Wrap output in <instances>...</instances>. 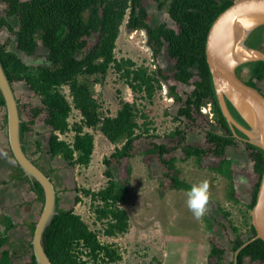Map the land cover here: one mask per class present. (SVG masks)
Returning a JSON list of instances; mask_svg holds the SVG:
<instances>
[{
	"label": "trees",
	"instance_id": "16d2710c",
	"mask_svg": "<svg viewBox=\"0 0 264 264\" xmlns=\"http://www.w3.org/2000/svg\"><path fill=\"white\" fill-rule=\"evenodd\" d=\"M2 1L5 5L3 14H0V28H7L15 36L17 50L34 55L39 40L47 50L46 60L32 65L26 63L17 52L7 49L6 43H0V61L9 81L12 84L25 81L40 96L45 107V121L51 127L48 153L72 166H88L95 150L96 133H101L115 147L111 155L103 159L107 165L105 184L97 190L75 187V203L81 200V193L90 198L95 226L91 227L73 208L59 207L57 195V213L43 236L45 251L53 264H116L122 260L120 250L113 243L103 241L101 235L116 237L127 232L130 214L123 206L128 187L119 184L110 165L113 161L120 164L124 158L133 156L136 140L145 135L152 138L144 150L145 154L158 156L165 176L174 188L187 187L186 180L180 176L178 159L173 155L165 157L177 147H181L184 153L182 159L194 156L197 164L201 163L202 157L212 153L219 159L216 169L220 172L230 164L224 157L225 147L236 144L239 138L233 134L220 108L205 46L212 22L234 0H153L158 10L167 12L177 29L169 27L166 22L151 25L144 0ZM11 18L17 20V28ZM124 23L129 30L146 31L147 43L154 57L166 45L168 55L176 61L175 71L168 74L160 66L152 67L146 62L139 64L130 57L118 58L117 40ZM91 35L95 36V40L90 44ZM246 44L264 49V24L249 34ZM243 66L250 70L245 81L258 87V81L264 79V61L240 65L236 70L240 76ZM110 72L132 94L129 100L119 98L114 110L107 107L106 98H100L96 92L98 86L105 84ZM195 76L198 78L192 80ZM171 77L194 85L185 99L177 93L175 85L169 86V95L181 102L175 119L181 116L194 122L197 115H203L201 107L211 103L214 113L212 123L220 126L224 132H216L212 124L213 127L207 132L208 146L184 143V128L179 126L170 132L176 145L156 140L159 136L152 131V122L143 112V107L154 103L156 94L162 89V82ZM227 103L236 119L247 125L232 104L229 101ZM0 107L5 108L1 91ZM73 108L79 110L80 118L70 122ZM34 112L38 110L34 109ZM4 120L7 121L6 114ZM237 132L241 137H246L240 130ZM23 137L21 124V140ZM36 144L39 150L40 142ZM246 144L257 174L256 189L244 220L247 229L253 233L252 238L255 228L250 212L264 170V150L251 143ZM23 148L25 150V146ZM16 170L18 172L12 178L28 180L38 200L43 203L44 193L40 183L31 182L27 176H23L18 164ZM231 196L235 197L234 191ZM219 210L227 221V224H223L229 225L236 233V251L246 240L241 237L240 227L229 217L230 212L220 206ZM35 223L33 221L30 224L32 233ZM95 223L101 226L97 227ZM0 224H4V229L0 231V264H11L10 249L5 245L9 240V229L16 224L9 215H3ZM208 256L220 260L219 249L214 243L210 245ZM30 258V263L36 264L34 253ZM234 258L228 264H234ZM245 258L251 262L264 261V241L261 238L252 240L238 251L237 264H245Z\"/></svg>",
	"mask_w": 264,
	"mask_h": 264
},
{
	"label": "rangeland",
	"instance_id": "374dc122",
	"mask_svg": "<svg viewBox=\"0 0 264 264\" xmlns=\"http://www.w3.org/2000/svg\"><path fill=\"white\" fill-rule=\"evenodd\" d=\"M143 4L148 11V21L151 25L166 22L171 28L177 29L176 23L167 12L157 9L155 1L144 0ZM4 5L0 0V14H3ZM10 20L17 28V20L15 18ZM94 40V35L89 36L90 44ZM0 43H6L7 49L17 52L26 63L37 65L45 61L47 50L40 40L35 54L30 57L17 50L15 36L5 27L0 28ZM165 46L154 57L147 43L146 31L129 30L124 23L117 40L116 56L118 58L130 57L139 64L146 62L152 67L160 66L164 72L171 74L175 71V61L169 57ZM241 76H244L242 69ZM197 78L195 76L192 80ZM245 78L243 77L244 80ZM115 79L116 76L110 72L105 84L96 88L97 96L106 98V105L112 110L115 109L119 98L129 100L132 97L127 87ZM170 85L176 86L177 93L183 99L194 88L193 84H185L171 77L168 81L162 82V89L156 94L154 103L143 107V112L152 122V131L159 136L156 140L168 145H176V140L171 139L170 132L176 126L182 127L187 122L184 142L205 144L206 134L201 137L202 132L205 133V130L213 127V121L207 115H197V120L194 122L181 116L175 119L181 102L169 95ZM13 88L19 102L21 124L25 130L23 141L29 155L53 177L59 196V207L73 208L91 227L95 226L90 198L81 193V200L75 203V187L97 190L105 184L107 178L104 172L107 165L103 159L111 155L115 148L114 145L98 132L95 134L94 154L88 166H72L61 158L54 157L48 153V137L51 127L45 121L46 110L40 96L31 90L25 81L14 82ZM34 109L38 112L35 113ZM4 117L5 108L0 107V213L9 212L18 222L26 223L34 216L36 220L41 209L35 208L36 195L31 188L24 187V180L10 179V175L16 171V164L10 152H6L8 139ZM79 118V110L73 109L70 122ZM182 118L186 121L181 123ZM151 139L148 135L140 137L135 142L133 156L124 158L120 164L113 161L110 165L119 184H125L128 187L123 206L130 214V228L127 232L116 237L101 235L103 241L113 243L120 250L122 260L116 264H228L235 254L236 233L229 225L223 224V222L227 224V221L215 205L207 207L203 218L197 220L186 203L187 191L191 185L198 183L199 177L201 180L205 178L210 181L207 175L209 173L195 169L197 165L193 160L194 157L181 159L184 153L180 148H176L165 157L173 155L178 159L180 176L186 179L187 187H172L170 180L165 176V169L158 156L145 154L144 150ZM36 142H40L39 150L36 149ZM25 189L30 191L26 192ZM217 198H219L220 206L231 213L230 218L233 223L240 227L239 232L242 239L248 240L253 233L244 223L247 211L244 205L234 203L225 198L224 194L219 193ZM95 224L97 227L101 226L100 223ZM24 233L26 232L23 228H17L10 243L16 251V257L20 258L19 261L22 263L27 255L23 247L26 243L28 245V238ZM212 243L219 249L220 260L208 256ZM260 263L259 261L251 262L249 258H245V264Z\"/></svg>",
	"mask_w": 264,
	"mask_h": 264
},
{
	"label": "water",
	"instance_id": "95a60500",
	"mask_svg": "<svg viewBox=\"0 0 264 264\" xmlns=\"http://www.w3.org/2000/svg\"><path fill=\"white\" fill-rule=\"evenodd\" d=\"M263 24L264 0H234L212 22L207 34L205 52L220 108L233 134L264 150V92L248 84L236 71L240 65L247 62L264 61V49L246 44L249 34ZM0 91L5 102L8 142L13 157L23 170V175L31 182H39L44 193L42 209L32 235V252L36 264H53L45 251L43 236L46 227L57 213V187L52 176L23 148L19 102L1 61ZM227 101L247 125L236 119ZM237 130L243 132L246 137H241ZM251 221L255 235L235 251L234 264H237V253L243 246L256 238L264 241V170L256 201L251 209Z\"/></svg>",
	"mask_w": 264,
	"mask_h": 264
},
{
	"label": "crops",
	"instance_id": "0c3cea01",
	"mask_svg": "<svg viewBox=\"0 0 264 264\" xmlns=\"http://www.w3.org/2000/svg\"><path fill=\"white\" fill-rule=\"evenodd\" d=\"M175 67H176V65H175ZM249 71H250L249 67L243 66L242 72H243L244 76H242V77L248 78ZM247 78H245V79H247ZM258 87L264 92V79L261 81H258ZM172 97L173 96H171V98ZM184 121H186V120L183 119V121H180V122L182 123ZM4 122H5V120H4ZM186 123L187 122H185L182 127L179 126L180 128H184V132H185V129L187 127ZM5 124H6V122H5ZM214 127H215L216 132H224V130L220 126H218L217 124H214ZM208 130L209 129L205 130L204 131L205 133L202 132V135H201V137H203L204 134H206L205 144H198V145L195 143H187V144H195L196 146H204V147L208 146V141H207ZM24 132H25V130H24ZM7 139H8V133H7ZM185 139H186V132H185ZM22 142H23V146H25L26 152L28 153V149H27L23 140H22ZM246 143L247 142L245 140H242L241 138H239V140L237 141L236 144L227 145L225 147L224 157L230 161V164L225 167V170L223 172H220L216 169L218 167L219 159L216 156H214L212 153H209V154L205 155L204 157H202L200 164H197L196 161H194L195 164L197 165L195 167V169H197L201 172L202 171L206 172V174L209 173L207 175H209V177H210V178L209 177L208 178L210 180L209 185H210V194L211 195H210L209 204L207 205V207H209L210 205H215L217 210L219 212H221L219 210V206H220L219 198H217L218 194L220 193V194H224L225 198L232 200L234 203H242V205H244V207H245V211L248 209L247 206L252 201L253 193L256 189L257 174L254 170V161L251 159V156H250V149L247 147ZM177 148L181 149V147H177ZM36 149H37V144H36ZM6 152L7 153L10 152V154L13 157V154H12L10 147H9V142H8ZM12 159L15 161L14 157ZM195 159L196 158L194 157L193 160H195ZM15 164L17 165L16 161H15ZM17 172L18 171L16 170L14 173H12L10 175V179H14V180H18V181L24 180L25 181L24 187L27 186V188L28 187L31 188V184L28 180L12 178V175L17 174ZM198 180L201 181V177H199ZM202 180H205V178H203ZM4 181L7 182V180H4ZM222 189H223V192H221ZM25 190H26V192L30 191V190L27 191V189H25ZM31 190H32V188H31ZM233 191H234L235 197L231 196V192H233ZM35 195H36V193H35ZM35 201H36V204L34 203L35 208L36 209H42V202L40 200H38L37 196H36ZM220 207H222V206H220ZM245 214H247V211ZM3 215H9L12 218L13 222L16 224L15 227L9 229V231H8L9 240H8L7 244L5 245L6 248L10 249L11 264H31L30 263L31 262L30 256L33 252H32V247L30 245H32L33 233L31 231L30 224L33 221L36 222L37 219L35 220V216H34V217H32V220H30L29 222L23 223V222H18L14 218V216L11 215L9 212L8 213H0V218ZM230 215H231V213H230ZM17 228H23V231L26 232V233H24V235L26 236V238H28V240H27L28 245L26 243V246L23 247L26 249V254H27L24 257V260H23L24 263H22V261H19L20 258L16 257V251H14L13 248L10 246L11 238L13 236L14 231H16ZM3 229H4V224H0V231H2ZM24 235H23V237H24ZM1 249L2 248H0V252H1ZM14 254H15V257H14ZM259 262H261L260 264H264V261H259Z\"/></svg>",
	"mask_w": 264,
	"mask_h": 264
},
{
	"label": "clouds",
	"instance_id": "9594fccd",
	"mask_svg": "<svg viewBox=\"0 0 264 264\" xmlns=\"http://www.w3.org/2000/svg\"><path fill=\"white\" fill-rule=\"evenodd\" d=\"M210 195V185L206 179L193 183L187 191V207L197 220L206 214Z\"/></svg>",
	"mask_w": 264,
	"mask_h": 264
},
{
	"label": "built area",
	"instance_id": "2783aa9c",
	"mask_svg": "<svg viewBox=\"0 0 264 264\" xmlns=\"http://www.w3.org/2000/svg\"><path fill=\"white\" fill-rule=\"evenodd\" d=\"M73 109H75V108H73ZM201 112H202L203 115H207V117L211 121H213V115H214V113L212 112V107H211V103L210 102H208L206 105H203L201 107Z\"/></svg>",
	"mask_w": 264,
	"mask_h": 264
},
{
	"label": "flooded vegetation",
	"instance_id": "af4514ba",
	"mask_svg": "<svg viewBox=\"0 0 264 264\" xmlns=\"http://www.w3.org/2000/svg\"><path fill=\"white\" fill-rule=\"evenodd\" d=\"M159 23H161V22H159ZM170 27V26H169ZM248 38V37H247ZM247 40V39H246ZM44 47V46H43ZM38 48V47H37ZM47 53V52H46ZM28 56H30V55H28ZM45 57H46V54H45ZM46 60V59H45ZM260 89V88H259ZM35 161V160H34ZM36 162V161H35ZM52 179H53V177H52ZM53 181H54V179H53Z\"/></svg>",
	"mask_w": 264,
	"mask_h": 264
}]
</instances>
